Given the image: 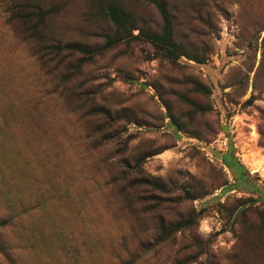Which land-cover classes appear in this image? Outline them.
Listing matches in <instances>:
<instances>
[{
    "label": "rangeland",
    "instance_id": "374dc122",
    "mask_svg": "<svg viewBox=\"0 0 264 264\" xmlns=\"http://www.w3.org/2000/svg\"><path fill=\"white\" fill-rule=\"evenodd\" d=\"M99 1L0 0V264H264V0H166L173 59L106 48ZM35 5L57 9L43 40L85 50L41 58L17 20Z\"/></svg>",
    "mask_w": 264,
    "mask_h": 264
},
{
    "label": "trees",
    "instance_id": "16d2710c",
    "mask_svg": "<svg viewBox=\"0 0 264 264\" xmlns=\"http://www.w3.org/2000/svg\"><path fill=\"white\" fill-rule=\"evenodd\" d=\"M150 1L154 3L161 16V26L159 30L140 27L133 12L125 8L119 0L99 1L101 12L107 20V27L102 36L104 39V46L106 48H111L121 43L141 40L150 43L168 59L177 58L182 55L188 56L189 54L185 50L184 46L177 42L174 38L173 20L167 7L166 0ZM34 7V12L26 15H19L17 16L19 17L17 20L20 23L29 25L27 31L23 32L24 36L22 39L29 43H33L34 47H38L37 52L41 53V58L50 54L61 56L64 49H67L71 53L85 50V46L80 42H67L62 44L60 41L54 40L55 43L51 44L50 42L43 40L44 36H41L42 33L39 31L40 26H43L49 15L57 9L55 6L49 9H43L40 5H35ZM135 29L138 30L137 33H134ZM194 59L199 61L200 58L195 57ZM193 90L196 94H205L207 88L200 82H193ZM186 101L192 108V111L187 115L189 119H192L195 113L203 111L199 104L193 99L186 98ZM166 107L169 111V106L166 105ZM169 117L178 128H186L187 124H185L183 120L178 119L172 112L169 113ZM135 181H137L138 185L150 183L149 179L146 177H142L140 179L136 178ZM158 187L161 188L160 185H158ZM192 221L193 218L188 217L186 219L170 223L169 228L161 227V231L167 236L170 232L188 227Z\"/></svg>",
    "mask_w": 264,
    "mask_h": 264
},
{
    "label": "bare ground",
    "instance_id": "6f19581e",
    "mask_svg": "<svg viewBox=\"0 0 264 264\" xmlns=\"http://www.w3.org/2000/svg\"><path fill=\"white\" fill-rule=\"evenodd\" d=\"M259 165H260V163L259 164L257 163L256 165H252L253 171H256L259 168ZM247 166H249V165H247Z\"/></svg>",
    "mask_w": 264,
    "mask_h": 264
}]
</instances>
